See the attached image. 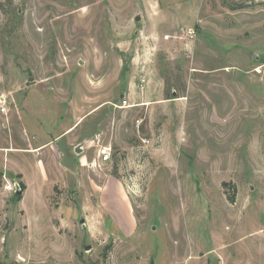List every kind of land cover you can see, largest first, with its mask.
<instances>
[{
  "label": "rangeland",
  "instance_id": "1",
  "mask_svg": "<svg viewBox=\"0 0 264 264\" xmlns=\"http://www.w3.org/2000/svg\"><path fill=\"white\" fill-rule=\"evenodd\" d=\"M69 128L33 238L0 171V264H264V0H0V168Z\"/></svg>",
  "mask_w": 264,
  "mask_h": 264
},
{
  "label": "crops",
  "instance_id": "2",
  "mask_svg": "<svg viewBox=\"0 0 264 264\" xmlns=\"http://www.w3.org/2000/svg\"><path fill=\"white\" fill-rule=\"evenodd\" d=\"M72 128H69L68 130H66L65 132H63L62 134H58L57 136H55V138H51L50 140H48L47 142H44V144L38 146V147H14L11 146V149H9L7 151V153H10L12 150L16 151V152H20L23 154H27V155H34L36 156L37 160L41 159L40 157H42L49 165L50 169L48 168L47 170L43 171V175L40 176V190L39 187L36 186V182H38V180L34 181V180H30L28 178V176L25 174V172L22 169L16 170L11 172L8 167L6 168V164H4L3 168H0L1 172H8L12 175H19L21 176V178H18L19 181H17L19 184L23 183L25 185V189L22 191V195L20 198V203L19 206L22 210L23 215L25 216V221H24V234L27 235V237L29 238H33V231H34V227L36 226L33 225L32 223H29L27 220V211L25 209V203H27L28 201L32 200V199H41L44 198L45 199V206H46V210H47V215H49L51 212L49 211V207H48V197L51 195V187H53V184H57L60 182H66V176L64 177L65 179L60 180L57 175L58 173L61 172V170H64V172H67L68 174L70 173L69 171H72V173H76L74 176L78 177V171L81 170L80 167H78V160L81 159V157L79 155V149L77 147V141L75 139H70L69 141H67V145L66 147H64V149H66V152H63L59 146H56L55 143L60 142L59 140L64 137L65 135H67L70 130ZM70 155L72 157V162H76L77 167H75L76 165L73 163L69 164V162L66 164V155ZM72 165V166H71ZM75 165V166H74ZM74 168V170H73ZM72 175V174H71ZM47 185V186H46ZM46 191V192H45ZM36 192V193H35ZM46 215V216H47ZM48 216L45 218L44 220L47 219ZM42 221V224H44L45 221ZM41 224V225H42ZM45 229L50 228L49 230H51L49 232V234L45 233L43 236L45 238H56V237H61L59 234L56 235L55 230H58V228L55 226L52 227V225L50 226L49 224L45 223ZM61 230V229H60ZM41 235V234H40ZM63 238V237H61Z\"/></svg>",
  "mask_w": 264,
  "mask_h": 264
},
{
  "label": "built area",
  "instance_id": "3",
  "mask_svg": "<svg viewBox=\"0 0 264 264\" xmlns=\"http://www.w3.org/2000/svg\"><path fill=\"white\" fill-rule=\"evenodd\" d=\"M189 37H193L195 34L194 29L190 28L188 31ZM5 109H3L4 111ZM112 160V148L110 146H98L97 147V158L92 162L93 165L107 164ZM20 187L18 182L12 183L6 179V185L4 190L9 193H16L17 188Z\"/></svg>",
  "mask_w": 264,
  "mask_h": 264
},
{
  "label": "trees",
  "instance_id": "4",
  "mask_svg": "<svg viewBox=\"0 0 264 264\" xmlns=\"http://www.w3.org/2000/svg\"><path fill=\"white\" fill-rule=\"evenodd\" d=\"M231 10H237L238 8H242V7H229ZM1 175V174H0ZM21 178V176H19ZM20 188L23 191L25 189V185L23 183H20ZM16 196L20 199L21 195H17ZM235 198L231 197V201L234 202Z\"/></svg>",
  "mask_w": 264,
  "mask_h": 264
},
{
  "label": "water",
  "instance_id": "5",
  "mask_svg": "<svg viewBox=\"0 0 264 264\" xmlns=\"http://www.w3.org/2000/svg\"><path fill=\"white\" fill-rule=\"evenodd\" d=\"M136 20L139 21V20H140V17H137ZM16 194H17V195H22V190H21L20 187L17 188V192H16ZM81 223H84V221L81 220Z\"/></svg>",
  "mask_w": 264,
  "mask_h": 264
}]
</instances>
